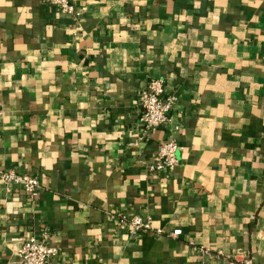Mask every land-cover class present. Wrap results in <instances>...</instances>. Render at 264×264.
<instances>
[{
    "label": "crops",
    "instance_id": "obj_1",
    "mask_svg": "<svg viewBox=\"0 0 264 264\" xmlns=\"http://www.w3.org/2000/svg\"><path fill=\"white\" fill-rule=\"evenodd\" d=\"M71 4L78 19L0 2V170L40 184L30 198L0 183L1 264L22 237L56 248L53 264L264 261V0ZM151 79L176 105L142 140ZM170 137L176 166L149 173ZM122 216L180 234L132 238Z\"/></svg>",
    "mask_w": 264,
    "mask_h": 264
},
{
    "label": "built area",
    "instance_id": "obj_2",
    "mask_svg": "<svg viewBox=\"0 0 264 264\" xmlns=\"http://www.w3.org/2000/svg\"><path fill=\"white\" fill-rule=\"evenodd\" d=\"M43 4L55 7L73 19L80 17L79 11L71 4V0H41ZM176 105V96L165 91L164 81L162 79H151L141 89L138 97L139 125L141 127V139L146 138L149 132L156 130L170 121V115ZM3 115V109L0 106V117ZM177 142L170 137L159 145L156 158L153 164L147 167L149 173H164L172 170L177 164ZM0 183L10 191L12 187H18L28 197L35 198L40 192L39 181L28 174L17 173L14 170H0ZM12 202L19 203L17 196H13ZM120 222L127 225L129 236L132 238L149 232L155 237L170 236L177 238L180 231L176 230L165 233L161 229H156L149 218L132 216L119 218ZM20 246L17 250V264H53L57 256V249L50 246L46 241L37 242L33 238H20ZM200 256L203 258L215 257L219 259L220 255H212L206 248H198ZM236 264H264V261L256 262L247 256H236ZM1 264V262H0Z\"/></svg>",
    "mask_w": 264,
    "mask_h": 264
},
{
    "label": "snow or ice",
    "instance_id": "obj_3",
    "mask_svg": "<svg viewBox=\"0 0 264 264\" xmlns=\"http://www.w3.org/2000/svg\"><path fill=\"white\" fill-rule=\"evenodd\" d=\"M0 2H2V0H0Z\"/></svg>",
    "mask_w": 264,
    "mask_h": 264
}]
</instances>
